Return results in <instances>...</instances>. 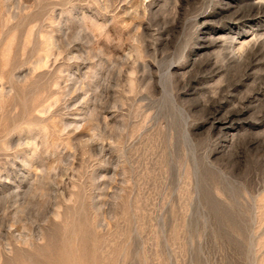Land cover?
I'll return each mask as SVG.
<instances>
[{
	"label": "rangeland",
	"instance_id": "rangeland-1",
	"mask_svg": "<svg viewBox=\"0 0 264 264\" xmlns=\"http://www.w3.org/2000/svg\"><path fill=\"white\" fill-rule=\"evenodd\" d=\"M0 264H264V0H0Z\"/></svg>",
	"mask_w": 264,
	"mask_h": 264
}]
</instances>
